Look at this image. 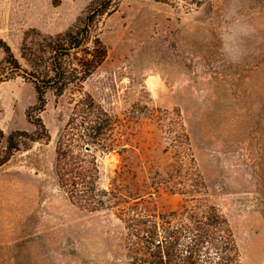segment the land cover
Here are the masks:
<instances>
[{"label":"rangeland","instance_id":"1","mask_svg":"<svg viewBox=\"0 0 264 264\" xmlns=\"http://www.w3.org/2000/svg\"><path fill=\"white\" fill-rule=\"evenodd\" d=\"M97 2L0 0V39L29 67L25 41L79 29ZM110 9L93 27L103 62L81 86L48 89L42 110L0 47V129L27 133L17 148L0 143V264H128L113 211L83 209L58 183L60 134L84 151L72 122L82 95L118 119L113 148L91 149L102 186L128 155V178L152 191L146 203L171 210L200 173L206 187L193 195L228 218L243 264H264V0H114Z\"/></svg>","mask_w":264,"mask_h":264},{"label":"trees","instance_id":"2","mask_svg":"<svg viewBox=\"0 0 264 264\" xmlns=\"http://www.w3.org/2000/svg\"><path fill=\"white\" fill-rule=\"evenodd\" d=\"M113 1L98 0L86 15L84 25L77 30L40 35L36 43L25 41L22 57L29 67H24L11 46L0 39V47L6 53L5 62L15 68L13 71L24 72L34 84L40 110L47 103L48 89L62 95L71 86H81L103 62L107 49L99 37L94 39L93 27L99 16L111 12ZM76 100L81 120L72 121L77 136L74 140L83 143L84 151L74 154L71 139L67 138L70 133L60 134L55 164L58 183L71 201L83 209L113 211L123 223L128 264H243L241 249L228 218L205 197L193 195L206 187L200 173L196 174L198 183L186 187L190 186L187 192H192L191 198L171 210H158L146 203L152 191L130 181L128 155L124 156L109 184L102 186L100 164L91 149L92 146L113 148L114 143H109L110 135L118 119L91 97L82 95ZM38 121L43 127L41 118ZM17 136H27V133L15 131L7 136L0 129V143L6 138L9 149L19 146L14 140ZM117 140L119 142V137Z\"/></svg>","mask_w":264,"mask_h":264}]
</instances>
